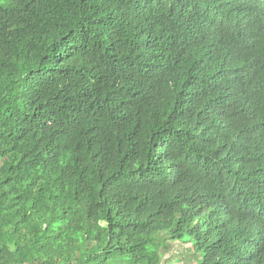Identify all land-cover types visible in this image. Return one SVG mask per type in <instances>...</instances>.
Here are the masks:
<instances>
[{
	"label": "trees",
	"instance_id": "1",
	"mask_svg": "<svg viewBox=\"0 0 264 264\" xmlns=\"http://www.w3.org/2000/svg\"><path fill=\"white\" fill-rule=\"evenodd\" d=\"M264 264V0H0V264Z\"/></svg>",
	"mask_w": 264,
	"mask_h": 264
},
{
	"label": "rangeland",
	"instance_id": "2",
	"mask_svg": "<svg viewBox=\"0 0 264 264\" xmlns=\"http://www.w3.org/2000/svg\"><path fill=\"white\" fill-rule=\"evenodd\" d=\"M183 252L184 250L181 249L178 245L175 246L174 250L171 253L166 252L165 257L169 259H175V264H190L188 263V260L186 259L185 261L178 262V258L183 257Z\"/></svg>",
	"mask_w": 264,
	"mask_h": 264
}]
</instances>
